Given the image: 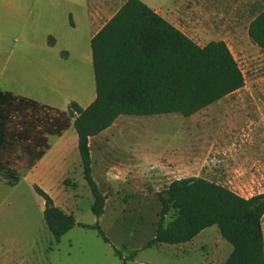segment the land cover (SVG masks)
<instances>
[{
  "label": "rangeland",
  "instance_id": "1",
  "mask_svg": "<svg viewBox=\"0 0 264 264\" xmlns=\"http://www.w3.org/2000/svg\"><path fill=\"white\" fill-rule=\"evenodd\" d=\"M74 18L76 28H72L68 17V30L59 34V42L52 48L50 69L56 70V59L63 57L69 70L77 62L82 63V74L70 79L67 85L61 83L65 91L60 94L46 89L43 93L47 95L39 96L62 111L68 110L73 101L85 106L95 93L92 71L88 72L85 65L90 52L88 25L86 18L76 11ZM35 31L38 33L26 36L28 42L49 41L43 30ZM35 53L40 54V50ZM234 53L244 74L245 86L225 99L188 118L180 114L122 115L124 126L109 135L113 148L110 157L122 156L127 161L138 155L146 158L145 172L138 180L132 179L131 185L110 178L105 168L112 162L103 163L93 150L97 162L94 179L100 191L109 195L104 217L99 220L109 243L97 231L78 226L56 242L43 218V199L31 186L20 181L18 191L3 203L5 210L10 207L8 210L14 211L12 223L2 227L0 241L4 256L13 254L19 264H123L115 254L118 250L123 257L138 252L127 264H224L233 247L222 238L217 226L205 229L186 245L143 247L154 236L161 211L156 192L177 177H203L244 198L264 193V54L254 50ZM40 71L42 68L36 61L20 62V72L25 73L21 80L31 86L44 80ZM51 76L46 82L56 87V79ZM41 84L48 88L44 82ZM45 114L46 110L39 109L30 110V117L13 113L8 123L16 128V124L26 119L38 127L39 117ZM68 120L73 119L68 117ZM181 159L184 165H189V170L187 165L186 170L180 169L176 161ZM160 165L166 177L158 182ZM22 172H16L15 181L21 179ZM74 179L77 188L70 193V211L81 223L93 225L97 219L91 210L93 196L89 186L84 178L75 176ZM53 197L59 202L66 196L53 194ZM6 200L13 201L14 207L8 206ZM262 226L264 233V217Z\"/></svg>",
  "mask_w": 264,
  "mask_h": 264
},
{
  "label": "trees",
  "instance_id": "2",
  "mask_svg": "<svg viewBox=\"0 0 264 264\" xmlns=\"http://www.w3.org/2000/svg\"><path fill=\"white\" fill-rule=\"evenodd\" d=\"M249 37L264 52V11L251 23ZM91 49L95 100L85 109L71 103L67 115L58 113L43 129L58 135L67 128L68 117L73 119L83 177L93 196L91 210L97 222H78L35 185L34 191L44 201L45 224L56 242L77 226L95 230L104 242H110L99 224L108 194L100 191L92 174L91 138L109 129L122 115L191 117L245 86L244 74L225 42L201 48L139 0H128L122 6L92 39ZM14 102V110H8ZM28 107L40 108L35 102L16 100L0 91V150L8 138L10 116ZM72 110L79 115L74 117ZM39 151L35 153L37 160L42 157ZM7 178L10 185L15 182L11 174ZM158 200L161 211L156 231L143 249L186 244L205 229L217 226L233 247L224 264H264V193L244 198L214 181L193 176L173 180L158 193ZM115 254L127 264L138 252L129 257L118 250Z\"/></svg>",
  "mask_w": 264,
  "mask_h": 264
},
{
  "label": "crops",
  "instance_id": "3",
  "mask_svg": "<svg viewBox=\"0 0 264 264\" xmlns=\"http://www.w3.org/2000/svg\"><path fill=\"white\" fill-rule=\"evenodd\" d=\"M127 1L0 0V91L11 94L16 100L22 98L35 102L39 105V110H46V116L39 117L43 128L45 127L43 124H47L50 117H53L55 113L67 115L68 110H59L52 103L39 99L41 98L39 97L40 95H47V93H43L46 89L52 93L57 92L60 94L64 90V86L62 87L61 83L67 85L70 79L76 78L78 74H82V63L77 62L69 70L65 63H63V57L56 59V70L52 72L50 69L51 61L53 60L52 48L58 44L59 34H65L68 30L66 28V19L68 17L71 18L72 28L75 29L77 23L74 18V12L76 11L86 18L88 25L87 42L90 52L88 53L89 56L85 65L88 72L92 71L94 77L91 41ZM139 1L151 8L157 15L201 48H204L211 42L223 41L232 52L236 61L237 58L234 52L242 54L254 50L264 54L258 46L253 44L249 37L251 23L264 11V0ZM37 29L43 30L44 35L49 36L48 42H28L26 36L37 34L38 32L35 33ZM35 50H40V54L37 53V55ZM33 53L36 56H33ZM24 60L36 61L41 66L42 71L40 73L44 78L43 81L31 86L30 83L21 80V76L25 75V73L21 74L20 72V62ZM50 73L54 75L56 87L58 88L50 86L46 82L48 76L52 77ZM42 82L48 88L44 84H41ZM95 98L96 87L95 93L93 92L91 99L85 106L82 107V105L74 101L72 103H76L85 109ZM15 104L16 102L12 103L13 106L8 110H14ZM37 109L32 107L22 108L24 111L18 114L20 116H29L30 110ZM43 112L46 113L45 111ZM57 114L54 116H57ZM121 117L109 129L90 139L92 174L94 177V165L97 164L94 160L93 150H95V154L100 158V161H103V163L112 162L111 165L108 164L105 168L108 176L116 179L121 184L125 183L129 186L132 184V179L138 180L140 175H143L145 172L146 168L143 164H146V158L138 155L132 157V160L127 161L122 156L110 157L113 148L111 147L109 135L117 132L118 128L124 126ZM9 125V123L6 125V130L9 133L7 134L8 138L0 150V166L4 170L0 174V240L3 233L2 227L5 223H12L14 213L13 210H8L10 207L5 210L3 203L5 202V198L10 195L12 196L14 192L18 191L20 181H24V183H27L33 189L37 185L52 197L56 206L61 208L65 213L72 214L68 201L71 199V191L77 188L74 178L75 176L84 178L78 150V135L73 126V120L58 135H50L41 128V125L35 127L34 123L28 122L26 119L16 124V128H11ZM19 133H21L22 137H14ZM39 150H42V157L37 160L35 153L40 152ZM184 162L183 159L176 161L178 166H181L180 169L182 171L186 170V165L188 167L187 170H189V165H184ZM19 170L23 171L21 179L10 185L7 178L8 174L17 178L16 172H19ZM164 171V168L160 165L157 176L158 182L165 179L166 174ZM182 178L177 177L174 180ZM171 182L167 183L164 189ZM102 193L108 194V192ZM53 194H63L66 197L57 202ZM108 200L109 195L106 205ZM6 203H8L7 200ZM8 206L14 207L13 201H10ZM104 214L102 217H104ZM0 264H19L18 258L15 259L13 254L11 256H4L1 241Z\"/></svg>",
  "mask_w": 264,
  "mask_h": 264
},
{
  "label": "built area",
  "instance_id": "4",
  "mask_svg": "<svg viewBox=\"0 0 264 264\" xmlns=\"http://www.w3.org/2000/svg\"><path fill=\"white\" fill-rule=\"evenodd\" d=\"M72 114H73L74 117H77L79 115L78 112L75 111V110H72Z\"/></svg>",
  "mask_w": 264,
  "mask_h": 264
}]
</instances>
